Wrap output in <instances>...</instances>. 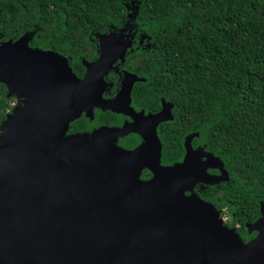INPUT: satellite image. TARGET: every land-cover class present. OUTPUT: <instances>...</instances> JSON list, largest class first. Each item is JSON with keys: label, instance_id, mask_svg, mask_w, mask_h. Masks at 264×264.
<instances>
[{"label": "water", "instance_id": "95a60500", "mask_svg": "<svg viewBox=\"0 0 264 264\" xmlns=\"http://www.w3.org/2000/svg\"><path fill=\"white\" fill-rule=\"evenodd\" d=\"M131 4L128 16L136 18L139 7ZM34 34L0 44V82L26 98L0 135V264H264V202L260 217L246 224L257 236L246 242L195 192L199 183L230 178L220 157L193 148L198 132L186 137L182 161L161 163L156 126L173 118L169 104L146 117L144 130L104 126L67 135L83 111H122L100 87L125 58L124 34H96L100 56L83 60V78L64 55L31 47ZM131 131L142 134V144L118 146ZM143 169L153 176L142 180Z\"/></svg>", "mask_w": 264, "mask_h": 264}, {"label": "trees", "instance_id": "16d2710c", "mask_svg": "<svg viewBox=\"0 0 264 264\" xmlns=\"http://www.w3.org/2000/svg\"><path fill=\"white\" fill-rule=\"evenodd\" d=\"M135 4L129 19L131 0H0V41L34 31L32 46L64 55L80 74L82 59L96 56L97 32L135 22V38L152 44L145 67L137 65L148 78L143 87L151 101L163 96L175 104V119L163 126V162L181 160L185 135L198 132L194 144L220 157L230 177L201 197L253 237L246 224L264 202V0ZM10 109L0 99V120Z\"/></svg>", "mask_w": 264, "mask_h": 264}, {"label": "flooded vegetation", "instance_id": "af4514ba", "mask_svg": "<svg viewBox=\"0 0 264 264\" xmlns=\"http://www.w3.org/2000/svg\"><path fill=\"white\" fill-rule=\"evenodd\" d=\"M129 19H131V17H129ZM134 24L136 23L131 20H128L124 23L123 27L121 28L119 27V28H115V29H111L107 31V33L109 32L123 33L124 43H126L127 47H126L125 58L118 59L116 62H114L112 68L109 69L107 74L104 76L106 85L100 87V88H103L101 97L105 101H118L117 104H119V108H121L122 111H115L111 109L104 110L103 108L96 106L94 107L93 112H92L93 117L89 116L87 114V111H83L79 118L75 119L73 122L70 123V127L67 132V135L74 134V133H91L94 130L99 129L104 126L124 127L125 125H127L128 127L132 126V128L144 130L146 127L148 128L151 126V124L147 123L146 117L160 113L162 109L164 108V105L169 104L171 106V114L173 118L165 120V121H160L158 125L156 126V132L162 143L161 163L164 165H171L176 162H180L184 159L185 154H186L185 139L189 134L195 133V132H191L185 135L184 141H183L185 151H184V155L181 160L174 161L172 163L163 162V146H164L163 140H162L163 126L167 124L168 122H172L175 119V104L172 101L167 100L163 96L158 97L156 101H151L150 100L151 93L145 90V88L143 87L144 83L147 82L148 78L144 74L143 71L137 68V65L141 67H145V64H144L145 62H143V60H145V56L147 55L146 52H148L149 49L152 48V44L148 41L149 38H147L146 36H140L138 38H135L134 36L135 32L133 31V29L130 28V26H133ZM96 34L94 38L95 43L92 45V48L96 52V56L94 59H90V60L83 58L82 64H83L84 59L88 61H94L98 59L100 56V43H99V39L96 37ZM10 39L15 41L18 38H14V39L10 38ZM10 39L0 41V44L6 41H9ZM30 46L34 48L50 49V48H43L39 46H32V43H30ZM140 60L142 61L141 64L138 63ZM85 72H86V67L84 66V70L82 73L80 74L77 72L75 73L79 78H83L85 75ZM130 79H132V88L128 95H125V96L122 95L121 97L120 94L124 87V82L127 81L128 83H130L131 82ZM0 99L7 100L10 103V107H11V109L8 110V112L5 113L3 118L0 120V135H3L5 129H2V126L6 122L7 115L11 114L14 111V109L25 105L26 98L21 95H17L15 93H10L9 87L7 86V84L1 81L0 82ZM195 137H198V136H195ZM194 138L192 140L193 148L194 149H197L199 147L204 148V146L195 145L193 142ZM143 141H144V137L142 136L140 132L131 131L125 135H120L117 139V145L125 149H128V150H134L138 146H140ZM202 158L203 160L206 159L205 157H202ZM214 170H217L218 172H215ZM208 171L212 175L220 174L219 169L208 168ZM152 176H153V173L149 169H143L140 177L142 180H147V179H150ZM224 182H227V181H224ZM221 183L217 185L199 183L194 187V190L201 197L200 193H204V191L210 190L212 186L219 187ZM187 193L190 194V192H187ZM224 210H225L224 208L221 209L222 216L224 215ZM225 223L229 225L230 220L228 222L226 221ZM236 227L237 229L242 228V225H236ZM252 233H255V235L249 238L243 237L241 233L240 235L244 239V241L248 242L257 236L256 231Z\"/></svg>", "mask_w": 264, "mask_h": 264}, {"label": "rangeland", "instance_id": "374dc122", "mask_svg": "<svg viewBox=\"0 0 264 264\" xmlns=\"http://www.w3.org/2000/svg\"><path fill=\"white\" fill-rule=\"evenodd\" d=\"M223 219L225 220V222L227 221H229L230 220V217H229V215L228 214H224L223 216Z\"/></svg>", "mask_w": 264, "mask_h": 264}]
</instances>
